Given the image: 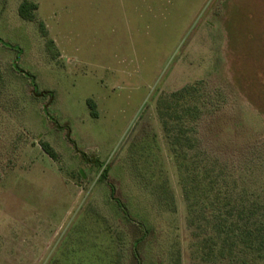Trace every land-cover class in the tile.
I'll return each mask as SVG.
<instances>
[{
  "label": "rangeland",
  "instance_id": "rangeland-1",
  "mask_svg": "<svg viewBox=\"0 0 264 264\" xmlns=\"http://www.w3.org/2000/svg\"><path fill=\"white\" fill-rule=\"evenodd\" d=\"M32 1L0 0V264H264V0Z\"/></svg>",
  "mask_w": 264,
  "mask_h": 264
},
{
  "label": "trees",
  "instance_id": "trees-1",
  "mask_svg": "<svg viewBox=\"0 0 264 264\" xmlns=\"http://www.w3.org/2000/svg\"><path fill=\"white\" fill-rule=\"evenodd\" d=\"M38 10V4H36L34 1L32 0H21L20 6H19V15L28 21H35L36 20V13ZM40 30L41 33L43 35V37H47L48 36V32L44 26L43 23H41L40 25ZM50 43H52V40L49 41ZM34 88H35V93L37 92V86L35 85V83L33 84ZM182 92H177V94H174V96H179V94ZM88 104L91 108L92 114L93 116L97 115V112L95 111V104L92 100L88 101ZM42 149L45 153H47L51 158H56V152L55 150L51 147V145L49 143L43 142L42 143Z\"/></svg>",
  "mask_w": 264,
  "mask_h": 264
}]
</instances>
